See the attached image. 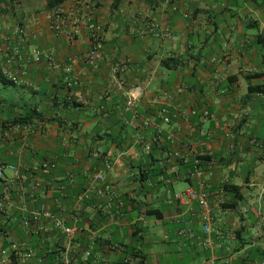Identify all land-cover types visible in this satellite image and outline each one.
Here are the masks:
<instances>
[{
	"label": "crops",
	"instance_id": "1",
	"mask_svg": "<svg viewBox=\"0 0 264 264\" xmlns=\"http://www.w3.org/2000/svg\"><path fill=\"white\" fill-rule=\"evenodd\" d=\"M64 5L82 7L104 27L98 68L79 62L65 72L71 57L86 55L90 39L84 27L73 43L51 30L47 0H0V61L19 51L28 71L19 83L0 82V264H11L7 250L16 242L35 248L28 264L60 260L50 253L64 243L60 233L45 241L19 225L41 204L81 227L74 264H264V0ZM34 51L40 62L33 61ZM66 78L76 83L68 87ZM126 93L137 96L134 108L128 109ZM162 105L179 117L170 125L155 119ZM157 130L174 135L186 161L171 164L175 191L196 185L188 175L193 153L202 160L216 230L212 247L179 234L177 204L159 180L165 175L160 160L172 159L175 150L162 141L149 154L143 148ZM45 162L55 168L43 169ZM100 172L119 193L111 206L106 198L80 200L102 186L94 180ZM204 221V215L193 218L196 234Z\"/></svg>",
	"mask_w": 264,
	"mask_h": 264
},
{
	"label": "built area",
	"instance_id": "2",
	"mask_svg": "<svg viewBox=\"0 0 264 264\" xmlns=\"http://www.w3.org/2000/svg\"><path fill=\"white\" fill-rule=\"evenodd\" d=\"M82 7H73L60 5L51 11L48 15V22L51 30L55 33H64L69 41L73 43L76 36L80 33L81 29L84 27L88 31L90 39V49L84 57H71L70 63L65 67V72L70 73L74 63L83 62L85 65L96 69L100 61L103 59L104 48H105V31L104 27L95 21V19L89 15L82 12ZM157 25H152L151 29H156ZM34 62H40L42 59L41 53L39 51H34L33 57ZM2 73L7 76V78L13 83H19V81L26 77L28 74L27 68L24 65L23 55L19 51H14L8 55L3 60V65L1 67ZM66 84L68 87L73 86L76 82L70 78H66ZM118 85L121 89L124 88L125 79L119 78ZM125 96L128 98L127 107L128 109L134 108L136 95L126 93ZM78 102H85L82 96L77 98ZM209 116L208 111L203 113V118L207 119ZM178 115L175 114L169 107L162 105L156 112L155 119L160 121L162 124L170 125L173 120L178 119ZM153 124V121L149 120L144 123L145 127H149ZM160 141L165 143H170L173 153L172 159L168 155L160 160V165L163 168L165 175L159 177V180L164 182L167 187V193L177 204L178 216L177 219L182 225L179 234L182 237L188 238L190 240H197L206 243L210 247L213 246L212 235L216 230L213 227L214 217H213V206L211 204V189L206 180L203 179L204 172L201 168L202 160L194 152L195 156L193 160V165L188 175L191 179H195L196 185L194 187H189L187 189L175 191L172 187V178L174 171H177L176 166H172L174 162L184 161L182 156L178 151H176L178 142L174 135L169 133H163L162 130H157L156 135L151 139L150 142L145 143L143 146L146 153H151L153 145L159 143ZM96 157H99L97 154ZM174 161V162H173ZM173 162V163H172ZM186 162V161H184ZM3 166H0V179L3 177ZM16 173L18 172L17 167L9 166ZM43 169H53L55 165L50 163H43ZM106 169H112V163L106 161ZM176 169V170H175ZM94 180L100 183L102 186L93 189L92 192H85L81 201L84 199H90L92 196L97 199V202L106 198L108 205L111 206L116 203L118 199V191L112 184L106 183V178L103 173H97L94 176ZM13 185H5L3 187V200L9 198V188ZM37 182V186H40ZM152 185V184H151ZM118 206L123 211V203L117 201ZM199 215L205 216V221L203 224L202 234H196L191 224L193 218ZM19 225L26 231V233L33 234L41 240H50L52 235L60 233L64 241L63 244L56 245V248L51 250V254L58 256L59 261L54 260L53 264H74L76 260V252L78 247V240L82 236V229L78 225H67L60 217L54 214L46 205H39L36 209L29 212L27 216H22L19 219ZM99 234H94V241L97 240ZM94 241L91 242L90 246L84 251L82 255V261L88 262L91 257L94 248ZM117 250L121 253H125L126 249L122 245H117ZM3 254H6L3 251ZM36 257L35 248L28 242H16L11 245L7 250V261L13 264V259H18L21 264H28L34 261ZM131 260L127 257L126 262ZM40 264H43L39 260Z\"/></svg>",
	"mask_w": 264,
	"mask_h": 264
},
{
	"label": "trees",
	"instance_id": "3",
	"mask_svg": "<svg viewBox=\"0 0 264 264\" xmlns=\"http://www.w3.org/2000/svg\"><path fill=\"white\" fill-rule=\"evenodd\" d=\"M67 1L68 0H47V10L51 12L55 8L59 7L60 5H64ZM2 65H3V62L1 63V61H0V82L3 83L4 85L15 84L12 81H10L7 78V76H5L2 73V71H1ZM252 91H261V89L260 88H255V89H252ZM27 118L20 119L19 122L23 123V122H25L27 120ZM225 188L228 190V187H225ZM231 189L236 192V198H237V201H238L240 199L238 188L236 186H234ZM126 252H130V251L128 249H126ZM121 263L123 264V261H121Z\"/></svg>",
	"mask_w": 264,
	"mask_h": 264
},
{
	"label": "rangeland",
	"instance_id": "4",
	"mask_svg": "<svg viewBox=\"0 0 264 264\" xmlns=\"http://www.w3.org/2000/svg\"><path fill=\"white\" fill-rule=\"evenodd\" d=\"M183 186H184V184H183ZM186 186V185H185Z\"/></svg>",
	"mask_w": 264,
	"mask_h": 264
}]
</instances>
